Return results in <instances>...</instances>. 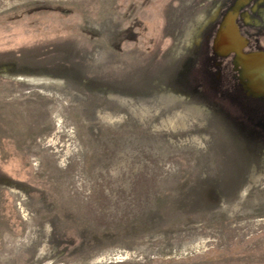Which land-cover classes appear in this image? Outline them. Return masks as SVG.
Returning a JSON list of instances; mask_svg holds the SVG:
<instances>
[{"label": "rangeland", "instance_id": "1", "mask_svg": "<svg viewBox=\"0 0 264 264\" xmlns=\"http://www.w3.org/2000/svg\"><path fill=\"white\" fill-rule=\"evenodd\" d=\"M240 1L264 49V0H0V264H264V102L212 59Z\"/></svg>", "mask_w": 264, "mask_h": 264}, {"label": "water", "instance_id": "2", "mask_svg": "<svg viewBox=\"0 0 264 264\" xmlns=\"http://www.w3.org/2000/svg\"><path fill=\"white\" fill-rule=\"evenodd\" d=\"M243 1L229 10L217 31L214 46L221 55L234 53V64L248 93L264 94V51L245 52L248 40L237 23L239 8Z\"/></svg>", "mask_w": 264, "mask_h": 264}, {"label": "flooded vegetation", "instance_id": "3", "mask_svg": "<svg viewBox=\"0 0 264 264\" xmlns=\"http://www.w3.org/2000/svg\"><path fill=\"white\" fill-rule=\"evenodd\" d=\"M240 27V26H239ZM217 33H215L216 36ZM215 39V37H214ZM248 43L247 46L244 48L245 52H252V51H264V49L258 47L256 44H253L249 38H247ZM212 53L213 54V65L216 67V69L220 70V73L227 72V68L229 69V66L232 65V73L227 76V78L230 80L231 84L234 86L236 91H238V95L245 97V98H252L255 99L256 101H263L264 102V94L262 95H254L252 93H248V90L244 87L241 79H240V72L237 69V67L234 64V58L235 54L234 53H229L227 55H221L217 49L215 48L214 44L212 47ZM232 56L231 60L228 62H225L224 59L226 60L227 57ZM226 70V71H225ZM237 94V93H236ZM259 119V118H257Z\"/></svg>", "mask_w": 264, "mask_h": 264}]
</instances>
